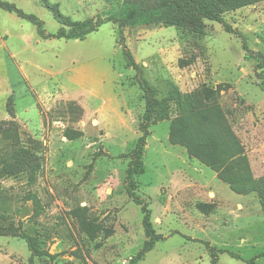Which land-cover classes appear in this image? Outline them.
<instances>
[{
  "label": "rangeland",
  "instance_id": "rangeland-1",
  "mask_svg": "<svg viewBox=\"0 0 264 264\" xmlns=\"http://www.w3.org/2000/svg\"><path fill=\"white\" fill-rule=\"evenodd\" d=\"M7 1L41 19L47 34L60 27L41 0ZM46 1L72 21H108L83 40L44 39L33 23L0 8V165L18 146L41 164L34 182L26 173L0 178V224L13 221L55 255L35 257V264H130L146 239L141 206L124 186L145 109L125 48L158 99L174 86L197 97L203 86L227 85L215 104L264 180V0L225 13L233 32L206 21L201 36L161 26L119 33L111 19L123 0ZM171 106L168 119L150 126L144 169L135 176L163 236L137 264H214L210 246L219 249V264H264L258 195L233 192L169 142ZM30 195L41 207L37 216ZM29 255L23 239L0 235V264H27Z\"/></svg>",
  "mask_w": 264,
  "mask_h": 264
},
{
  "label": "trees",
  "instance_id": "trees-1",
  "mask_svg": "<svg viewBox=\"0 0 264 264\" xmlns=\"http://www.w3.org/2000/svg\"><path fill=\"white\" fill-rule=\"evenodd\" d=\"M258 0H123L120 11L111 20L117 25L119 33L124 28H137L141 26L175 27L188 30L195 35H204L206 21L222 23L227 32H233L229 23L224 19L225 13L240 7L253 4ZM59 22L60 27L56 33L47 34L43 28V21L32 13L24 12L13 2L0 0V8L15 13L18 17L33 23L41 38H65L83 40L86 36L96 31L108 20L85 19L72 21L64 17L56 5L41 0ZM246 48V45H243ZM127 67L136 70V81L143 91L145 109L138 126L140 135L135 147L127 154L129 161L125 171V191L137 204L141 206L142 226L146 239L141 250L131 258L130 264H137L144 254L151 250L155 243L163 236L154 229L151 210L144 199L136 193L135 176L144 169L143 156L147 137L150 135V126L157 121L168 119L174 101L176 115L172 118L169 127L168 139L171 144L183 146L187 153L213 170L218 178L226 183L229 188L241 195L256 193L264 209V180L256 178L250 168L247 157L242 152L241 144L226 120L221 108L215 104V99L220 91L227 89V85L216 89L203 86L197 97L181 94L176 87L170 94L162 99L156 96V90L142 75V69L135 62L129 49L123 51ZM259 67V65H257ZM260 87L264 91V70L258 73ZM13 115V107L7 108ZM41 168L37 157L22 146L15 147L9 160H2L0 165V178L12 177L26 173L30 182L36 180ZM35 205L34 215L40 212L38 200L30 195ZM0 235L15 236L23 239L30 252L27 264H35V257L55 255L40 246L36 235L27 233L20 225L13 221L0 224ZM215 246H210L213 253V263L219 264L215 257ZM232 255H234L232 253ZM237 256V255H234ZM248 264H255L248 260Z\"/></svg>",
  "mask_w": 264,
  "mask_h": 264
},
{
  "label": "crops",
  "instance_id": "crops-1",
  "mask_svg": "<svg viewBox=\"0 0 264 264\" xmlns=\"http://www.w3.org/2000/svg\"><path fill=\"white\" fill-rule=\"evenodd\" d=\"M172 145H174V144H172ZM178 146V145H177ZM187 158H189V157H187ZM193 160H197V159H195V158H193ZM199 163H201L199 160H197ZM203 164V163H202ZM206 166V165H205Z\"/></svg>",
  "mask_w": 264,
  "mask_h": 264
}]
</instances>
